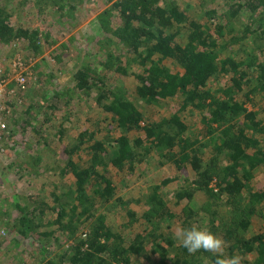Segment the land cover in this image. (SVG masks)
I'll use <instances>...</instances> for the list:
<instances>
[{"label": "trees", "instance_id": "obj_1", "mask_svg": "<svg viewBox=\"0 0 264 264\" xmlns=\"http://www.w3.org/2000/svg\"><path fill=\"white\" fill-rule=\"evenodd\" d=\"M4 9L0 44L39 50V29L9 25ZM99 16L101 35L84 43L70 85L55 95L67 93V105L97 91L103 113L71 131L55 103L40 106L32 126L41 145L59 142L55 176H73L14 203L13 226L33 236L35 263L216 264L239 255L264 264V0H115ZM111 71L132 76L129 91L105 83ZM199 121L203 135L191 132ZM151 165L172 173L155 180L145 175ZM118 173L150 183L130 193L114 182ZM177 226L206 227L225 248L189 253Z\"/></svg>", "mask_w": 264, "mask_h": 264}, {"label": "rangeland", "instance_id": "obj_2", "mask_svg": "<svg viewBox=\"0 0 264 264\" xmlns=\"http://www.w3.org/2000/svg\"><path fill=\"white\" fill-rule=\"evenodd\" d=\"M114 1L0 0V6L9 15V25L36 28L41 32V46L37 51L30 49L25 41L14 40L7 46L0 44V119L3 122L0 128H4L0 136V264H33L34 257H40L32 244L33 236L29 234V237L22 238L16 233L13 224L19 214L14 203L23 202L26 195L31 193L47 195L52 182L62 188L73 181L70 174H54L63 164L62 151L55 144L59 142L52 141L47 147L41 145L42 141L32 128L35 120L36 124H40V106L44 112H50L47 108L50 104L60 106L53 109V114H66L64 122L71 131L88 117L103 113L94 99L97 91L90 95H72L67 105H64L67 93L56 97L55 91L70 85L71 73L79 63L77 58L85 54L84 43L101 35L99 15ZM218 1L221 4L225 0ZM108 21L113 29L120 23L113 16ZM108 36L112 38L111 34ZM110 40L113 43L116 39ZM105 81L107 85H118L129 91L134 80L130 75L111 71L107 73ZM247 107H251L249 103ZM196 112L190 116L192 121L198 118ZM16 118L14 124L12 119ZM199 126L200 129L193 128L191 132L197 130L199 134H205V126L202 123ZM35 141L40 143L36 144ZM162 167L158 171L152 165L148 166L145 175L158 180L161 175L172 173L170 166ZM114 182L127 184L126 191L134 194L139 185L146 187L150 183L145 177L140 178L136 174L126 176L123 173H118ZM181 182V179L174 180L168 187L177 188ZM61 238L57 245L60 251L69 243L68 239ZM56 252L53 250V253Z\"/></svg>", "mask_w": 264, "mask_h": 264}, {"label": "clouds", "instance_id": "obj_3", "mask_svg": "<svg viewBox=\"0 0 264 264\" xmlns=\"http://www.w3.org/2000/svg\"><path fill=\"white\" fill-rule=\"evenodd\" d=\"M176 240L189 253L203 250L219 254L225 248V241L203 226L177 227ZM216 264H241V257L239 255L228 257L221 255Z\"/></svg>", "mask_w": 264, "mask_h": 264}, {"label": "built area", "instance_id": "obj_4", "mask_svg": "<svg viewBox=\"0 0 264 264\" xmlns=\"http://www.w3.org/2000/svg\"><path fill=\"white\" fill-rule=\"evenodd\" d=\"M1 114H3V110L1 111ZM3 122H2V120L0 119V125L2 124Z\"/></svg>", "mask_w": 264, "mask_h": 264}]
</instances>
